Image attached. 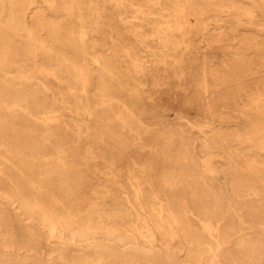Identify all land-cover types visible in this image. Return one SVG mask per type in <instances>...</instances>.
<instances>
[{
	"label": "bare ground",
	"instance_id": "6f19581e",
	"mask_svg": "<svg viewBox=\"0 0 264 264\" xmlns=\"http://www.w3.org/2000/svg\"><path fill=\"white\" fill-rule=\"evenodd\" d=\"M226 1L0 0V264H264V83L191 45L260 46Z\"/></svg>",
	"mask_w": 264,
	"mask_h": 264
},
{
	"label": "rangeland",
	"instance_id": "374dc122",
	"mask_svg": "<svg viewBox=\"0 0 264 264\" xmlns=\"http://www.w3.org/2000/svg\"><path fill=\"white\" fill-rule=\"evenodd\" d=\"M233 2V0H227L226 3L227 5H230ZM246 4H248L249 6L252 7V1L251 0H245ZM255 7L253 8L254 10H257L258 12V18L259 20H263L264 16L261 15L262 12V7L258 4L254 5ZM216 8V7H214ZM207 19L209 21V27L211 29V31L208 32V35H217V33L221 30H224L225 27L229 26L230 24H234L236 21V18L231 14V13H222V14H215L212 11L207 12ZM249 29H253L252 27H254L253 24H248L246 26ZM245 34L247 36H257L259 42H260V46L259 47H252V48H246L247 45L246 44H237L236 41H228L230 42V44H218V43H208V44H204V43H200V40L202 39V37L204 36L203 32L197 31L195 30L191 36L193 42L191 43V45L193 46L192 48H200V46H202L199 49V53L198 56L201 57L203 54H207L208 57H211V52H214L216 55H218V57H220L221 59H228V57H234L232 56V53L238 52V56L239 58H241L242 60H244V63L247 64V66H250V69H243L242 71L239 72V74L241 76H245V75H250L249 78H246L245 82L247 83H264V79H260V77H264V32H255V31H245ZM214 38V37H213ZM211 39V38H210ZM205 45V47H207V49H204L203 46ZM232 45L234 46V49H228V46ZM251 46V45H249ZM248 46V47H249ZM224 52L228 53V55L225 57ZM225 57V58H223ZM216 66H218L219 64H221L220 61H216L215 62ZM184 83V82H183ZM185 87V85H184ZM179 88H183L182 86H180ZM196 91V90H195ZM197 93V91H196ZM193 95H190L189 97H192ZM147 105V104H146ZM226 112H228V116H233L235 114L234 109L237 107L236 103L233 100H230L226 103ZM187 116V115H186ZM189 116V115H188ZM174 117V113H172L171 111L168 112L166 114V120L170 121L172 118ZM231 122H233V119H231ZM11 212V211H10ZM14 215V214H11ZM147 219V217H146ZM150 227L152 229V231L154 230V227L151 225L150 223ZM156 243L158 244V240H156ZM168 250H171V248L168 247ZM165 251L166 249H164L163 247H158L154 249V253L152 256H150L149 258L154 259V260H163L166 261L168 260L169 256L165 255ZM179 254V253H178ZM176 255L174 258L175 259H179L180 255ZM171 264V263H168Z\"/></svg>",
	"mask_w": 264,
	"mask_h": 264
}]
</instances>
